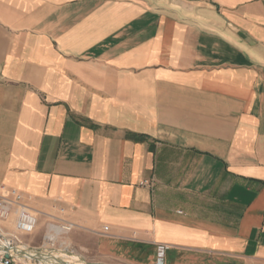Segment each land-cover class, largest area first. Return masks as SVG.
Here are the masks:
<instances>
[{
  "label": "crops",
  "instance_id": "1",
  "mask_svg": "<svg viewBox=\"0 0 264 264\" xmlns=\"http://www.w3.org/2000/svg\"><path fill=\"white\" fill-rule=\"evenodd\" d=\"M0 186L92 263L264 264V0H0Z\"/></svg>",
  "mask_w": 264,
  "mask_h": 264
},
{
  "label": "built area",
  "instance_id": "2",
  "mask_svg": "<svg viewBox=\"0 0 264 264\" xmlns=\"http://www.w3.org/2000/svg\"><path fill=\"white\" fill-rule=\"evenodd\" d=\"M60 208V212H64ZM43 243L32 245L26 236L35 233L39 216L26 201L24 194L15 188L0 186V264H98L89 263L76 255L63 234L73 228L72 222L52 216ZM166 246L158 247L155 264H166Z\"/></svg>",
  "mask_w": 264,
  "mask_h": 264
},
{
  "label": "rangeland",
  "instance_id": "3",
  "mask_svg": "<svg viewBox=\"0 0 264 264\" xmlns=\"http://www.w3.org/2000/svg\"><path fill=\"white\" fill-rule=\"evenodd\" d=\"M51 222H54V219L52 218H49V217H39V222H38V226H37V229L35 231V233L31 236H26L25 237V240L30 242L32 245L34 246H38V245H41L43 243V235L46 233V231L48 230L49 228V225ZM67 237H68V234H63L62 235V239L67 241L68 243H71L67 240ZM72 247L74 248L75 250V254L76 255H80L82 256V259L89 262V263H92V262H95V261H104V260H109L108 257H103V256H100V255H97L96 257H94L92 254L86 252L85 256H83L82 254L78 253L75 249V247L72 245ZM110 260H113V261H117L116 258H112Z\"/></svg>",
  "mask_w": 264,
  "mask_h": 264
}]
</instances>
